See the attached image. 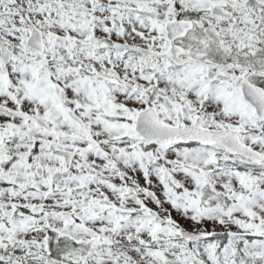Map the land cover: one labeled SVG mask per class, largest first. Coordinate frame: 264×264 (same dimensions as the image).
Instances as JSON below:
<instances>
[{
	"label": "snow or ice",
	"instance_id": "obj_1",
	"mask_svg": "<svg viewBox=\"0 0 264 264\" xmlns=\"http://www.w3.org/2000/svg\"><path fill=\"white\" fill-rule=\"evenodd\" d=\"M0 264H264V0H0Z\"/></svg>",
	"mask_w": 264,
	"mask_h": 264
}]
</instances>
